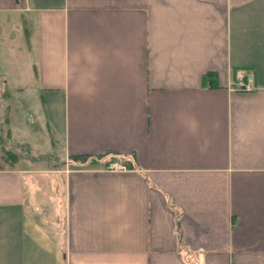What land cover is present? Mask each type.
<instances>
[{"label": "crops", "instance_id": "obj_1", "mask_svg": "<svg viewBox=\"0 0 264 264\" xmlns=\"http://www.w3.org/2000/svg\"><path fill=\"white\" fill-rule=\"evenodd\" d=\"M15 48L61 161L0 164V264H264V0H0Z\"/></svg>", "mask_w": 264, "mask_h": 264}, {"label": "rangeland", "instance_id": "obj_2", "mask_svg": "<svg viewBox=\"0 0 264 264\" xmlns=\"http://www.w3.org/2000/svg\"><path fill=\"white\" fill-rule=\"evenodd\" d=\"M13 54L14 55H12V58H9L8 60L10 62L7 61L6 65H3L2 61H0L1 71H6V75H8V78H4L3 81L8 80V88H6L9 92H11V95L8 99L2 98L0 96V119L1 116H3L4 111L9 112L10 110V127L13 134L15 135L16 139H19L20 137L27 139L31 144V150L29 148H19L15 143V148H5V150L1 152V148L4 149L5 147H1L5 142L2 132L0 139H2L4 142L0 141V164L4 162L5 165H10V162H12V159H14L13 155H18L19 157L21 155L25 156V158L22 157L19 161L21 166L38 168L43 167V169L48 168L50 165L61 161L59 160V146L56 145L57 147H51L48 140L46 139V130L44 126L42 127L40 125L41 117H44V112H38V110L35 108L38 106L32 105V101H29V98H33L31 90L20 91L14 88L16 87L15 83L19 81L21 76L16 71V48L13 50ZM3 57H5V51H3ZM3 121L4 120H2V122ZM50 131L51 135L54 137V130L52 129ZM16 139L13 141L16 142Z\"/></svg>", "mask_w": 264, "mask_h": 264}, {"label": "built area", "instance_id": "obj_3", "mask_svg": "<svg viewBox=\"0 0 264 264\" xmlns=\"http://www.w3.org/2000/svg\"><path fill=\"white\" fill-rule=\"evenodd\" d=\"M251 78H247V82H244L243 80H239L234 86V90H248L249 89V84L251 83ZM109 170H124L125 168L122 165H119L118 163H110L108 165Z\"/></svg>", "mask_w": 264, "mask_h": 264}, {"label": "trees", "instance_id": "obj_4", "mask_svg": "<svg viewBox=\"0 0 264 264\" xmlns=\"http://www.w3.org/2000/svg\"><path fill=\"white\" fill-rule=\"evenodd\" d=\"M4 122V121H3ZM14 156H17L16 158H18L19 156L18 155H14ZM111 159H116V158H111ZM117 159H120V158H117Z\"/></svg>", "mask_w": 264, "mask_h": 264}]
</instances>
